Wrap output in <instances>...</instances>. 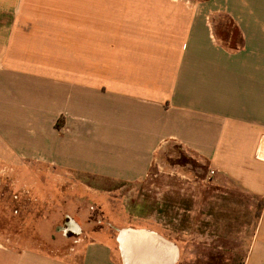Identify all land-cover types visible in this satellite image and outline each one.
Returning a JSON list of instances; mask_svg holds the SVG:
<instances>
[{
  "label": "crops",
  "instance_id": "1",
  "mask_svg": "<svg viewBox=\"0 0 264 264\" xmlns=\"http://www.w3.org/2000/svg\"><path fill=\"white\" fill-rule=\"evenodd\" d=\"M23 112L31 150L45 132L51 165L96 176L143 180L155 153L189 152L213 171L194 208L243 216L255 201L252 222L238 220L251 231L241 264H264V0H0V120ZM73 222L63 254L0 234V264L179 262L154 229L120 226L107 244Z\"/></svg>",
  "mask_w": 264,
  "mask_h": 264
},
{
  "label": "rangeland",
  "instance_id": "2",
  "mask_svg": "<svg viewBox=\"0 0 264 264\" xmlns=\"http://www.w3.org/2000/svg\"><path fill=\"white\" fill-rule=\"evenodd\" d=\"M229 31L227 42L236 43V30L229 27ZM55 59L59 62L57 56ZM54 99L45 97L48 124L56 113V107L50 106ZM20 117L0 120V234L11 243L57 254L68 252L74 245V234L59 232L57 226L63 224L65 217H72L88 230L87 237L94 236L107 244L113 242L115 229L120 226L154 229L177 241V264L242 263L251 231L250 226L239 230L238 220L252 222L255 201L245 198L247 214L243 216L228 217L221 212L206 215L211 209L194 208L192 198L199 191L204 195L208 190L209 173L206 174L202 161L189 152L176 146L165 154L155 153L149 178L143 180L96 176L51 165L46 159L45 132L37 139L42 150H31L36 142L29 131L32 125L26 113ZM13 122L15 125H11ZM15 130L20 134L14 135ZM48 137L51 140L53 136ZM54 138L52 142L58 144L61 134ZM212 195L214 205L221 207L222 192ZM234 198L237 200V196ZM91 231L97 233L93 235Z\"/></svg>",
  "mask_w": 264,
  "mask_h": 264
},
{
  "label": "flooded vegetation",
  "instance_id": "3",
  "mask_svg": "<svg viewBox=\"0 0 264 264\" xmlns=\"http://www.w3.org/2000/svg\"><path fill=\"white\" fill-rule=\"evenodd\" d=\"M57 228H59V232L64 234H76L74 222L70 217H65L63 224Z\"/></svg>",
  "mask_w": 264,
  "mask_h": 264
},
{
  "label": "trees",
  "instance_id": "4",
  "mask_svg": "<svg viewBox=\"0 0 264 264\" xmlns=\"http://www.w3.org/2000/svg\"><path fill=\"white\" fill-rule=\"evenodd\" d=\"M58 120H59V122L57 121L58 123H56V126H60V122H61L62 119H58ZM258 203H259V202H258ZM259 204H260V203H259ZM255 215H257V214H255Z\"/></svg>",
  "mask_w": 264,
  "mask_h": 264
},
{
  "label": "built area",
  "instance_id": "5",
  "mask_svg": "<svg viewBox=\"0 0 264 264\" xmlns=\"http://www.w3.org/2000/svg\"><path fill=\"white\" fill-rule=\"evenodd\" d=\"M209 173H213V171L212 170H210V172Z\"/></svg>",
  "mask_w": 264,
  "mask_h": 264
}]
</instances>
